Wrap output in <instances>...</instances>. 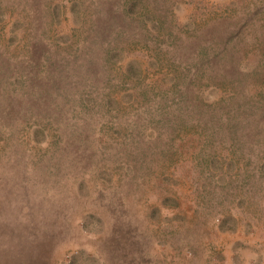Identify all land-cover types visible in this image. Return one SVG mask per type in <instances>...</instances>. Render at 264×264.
Instances as JSON below:
<instances>
[{"label": "rangeland", "instance_id": "rangeland-1", "mask_svg": "<svg viewBox=\"0 0 264 264\" xmlns=\"http://www.w3.org/2000/svg\"><path fill=\"white\" fill-rule=\"evenodd\" d=\"M0 264H264V0H0Z\"/></svg>", "mask_w": 264, "mask_h": 264}, {"label": "clouds", "instance_id": "clouds-1", "mask_svg": "<svg viewBox=\"0 0 264 264\" xmlns=\"http://www.w3.org/2000/svg\"><path fill=\"white\" fill-rule=\"evenodd\" d=\"M180 22L181 23H184V22H186V20L185 19H181Z\"/></svg>", "mask_w": 264, "mask_h": 264}]
</instances>
